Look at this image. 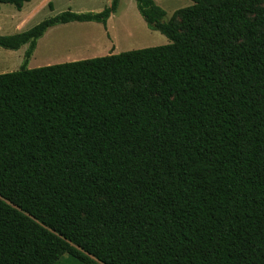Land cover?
Segmentation results:
<instances>
[{"label": "trees", "instance_id": "trees-1", "mask_svg": "<svg viewBox=\"0 0 264 264\" xmlns=\"http://www.w3.org/2000/svg\"><path fill=\"white\" fill-rule=\"evenodd\" d=\"M120 1L0 36V264H264V0H133L169 44L25 68Z\"/></svg>", "mask_w": 264, "mask_h": 264}, {"label": "rangeland", "instance_id": "rangeland-1", "mask_svg": "<svg viewBox=\"0 0 264 264\" xmlns=\"http://www.w3.org/2000/svg\"><path fill=\"white\" fill-rule=\"evenodd\" d=\"M42 1L34 0L31 4L40 5ZM111 1L49 0L43 8L31 10L32 13L24 17L16 28V16L10 17V15L18 12L17 9L11 5H0V36L23 33L40 22L66 11L78 14L100 13L110 5ZM154 3L165 12L164 22H167L176 11L191 6L193 0H154ZM169 43L165 36L148 27L133 0H121L116 13L108 19L106 29L96 23H69L49 29L38 41L37 48L25 68L30 70L118 55L145 48L161 47ZM27 49L28 45L17 51L0 48V75L19 71L24 66Z\"/></svg>", "mask_w": 264, "mask_h": 264}, {"label": "crops", "instance_id": "crops-1", "mask_svg": "<svg viewBox=\"0 0 264 264\" xmlns=\"http://www.w3.org/2000/svg\"><path fill=\"white\" fill-rule=\"evenodd\" d=\"M48 1L49 0H43L40 5H36V4L34 5V4H31V3L34 2V0H32L30 3L25 4L21 10H17L18 12L15 13V12L12 11L13 13H12V15H10V17H13V15L16 16V25H15V28L18 27V25H20V23H21V21H22V19L24 17H26L28 14L32 13L31 10L38 9L39 7H42L43 8L47 4ZM25 9H27V10L24 12Z\"/></svg>", "mask_w": 264, "mask_h": 264}]
</instances>
